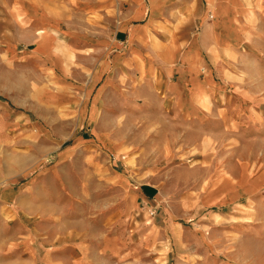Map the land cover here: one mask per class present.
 <instances>
[{"label": "rangeland", "instance_id": "rangeland-1", "mask_svg": "<svg viewBox=\"0 0 264 264\" xmlns=\"http://www.w3.org/2000/svg\"><path fill=\"white\" fill-rule=\"evenodd\" d=\"M18 1L0 0V264L66 247L85 264H264V0H243L246 40L210 95L111 69L69 90L66 47L62 68L32 57Z\"/></svg>", "mask_w": 264, "mask_h": 264}, {"label": "crops", "instance_id": "crops-1", "mask_svg": "<svg viewBox=\"0 0 264 264\" xmlns=\"http://www.w3.org/2000/svg\"><path fill=\"white\" fill-rule=\"evenodd\" d=\"M90 1L76 7V0H20L16 6L15 22L28 35L20 34V41L34 42L32 57L62 68L56 47H66L69 90L88 71L101 88L111 69L128 81L159 76L168 82L167 93H178L186 83L190 91L210 95L219 71L214 63L246 40L243 0ZM91 14L99 17L90 19ZM44 255L41 264L87 263L75 247L51 248Z\"/></svg>", "mask_w": 264, "mask_h": 264}]
</instances>
